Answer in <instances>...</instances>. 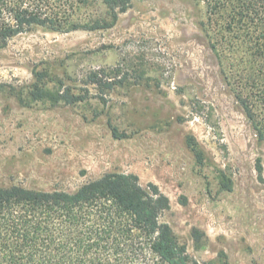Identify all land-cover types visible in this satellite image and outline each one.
<instances>
[{
  "label": "rangeland",
  "instance_id": "obj_1",
  "mask_svg": "<svg viewBox=\"0 0 264 264\" xmlns=\"http://www.w3.org/2000/svg\"><path fill=\"white\" fill-rule=\"evenodd\" d=\"M130 4L113 27L38 29L0 50V182L73 191L134 174L170 200L160 222L191 264H264V143L237 99L256 90L252 43L203 0Z\"/></svg>",
  "mask_w": 264,
  "mask_h": 264
},
{
  "label": "trees",
  "instance_id": "obj_2",
  "mask_svg": "<svg viewBox=\"0 0 264 264\" xmlns=\"http://www.w3.org/2000/svg\"><path fill=\"white\" fill-rule=\"evenodd\" d=\"M203 1L210 23L223 20L235 40L252 43L253 72L248 70L246 81L256 90L242 91L237 99L264 143V0ZM130 3L0 0V50L38 29L70 33L113 27ZM95 4L108 10L110 24L99 12H89ZM44 77L37 75L36 90L29 94L34 100L46 97L37 85ZM66 97L69 104L80 100ZM257 171L264 173L261 163ZM169 209L170 200L159 188L143 186L134 174L106 173L73 191L0 182V264H191L186 247L160 222Z\"/></svg>",
  "mask_w": 264,
  "mask_h": 264
}]
</instances>
